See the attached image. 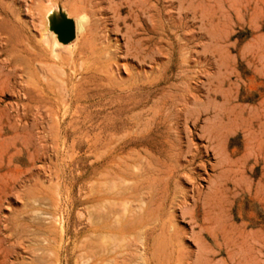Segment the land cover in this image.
<instances>
[{"label":"rangeland","instance_id":"1","mask_svg":"<svg viewBox=\"0 0 264 264\" xmlns=\"http://www.w3.org/2000/svg\"><path fill=\"white\" fill-rule=\"evenodd\" d=\"M95 259L264 264V0H0V264Z\"/></svg>","mask_w":264,"mask_h":264},{"label":"bare ground","instance_id":"2","mask_svg":"<svg viewBox=\"0 0 264 264\" xmlns=\"http://www.w3.org/2000/svg\"><path fill=\"white\" fill-rule=\"evenodd\" d=\"M85 14V13H84ZM83 13L77 17V25L78 26V31H80L83 35V42L80 44V46H83V45H86L85 49H83V51H81L80 53H77L76 55L73 56V61H76L78 58L84 56L86 53L92 51V52H96V50L98 49L97 47L98 44H96L99 40V35H98V27H93V25H95V23L93 22H88L86 20V16L84 15ZM88 17V16H87ZM88 20V19H87ZM88 22V24H87ZM55 36V34H54ZM57 37V38H56ZM55 41L50 44V37L47 36L44 38V42L47 43L48 45L51 46V49L53 51V53L55 54L54 57H59V47L60 46H63L64 44L61 43L59 40H58V36H55ZM98 52V51H97ZM95 55V54H94ZM60 58V57H59ZM150 154V153H149ZM149 167V166H148ZM149 169V168H148ZM128 171V170H127ZM144 178V177H143ZM142 181V180H141ZM151 188V187H150ZM144 190V189H143ZM153 192V191H152ZM142 197V195H141ZM126 206V205H125ZM141 206V205H140ZM141 208V207H139ZM146 216V215H145ZM142 217V216H141ZM144 231V230H143ZM171 240V239H170ZM172 241V240H171ZM120 247V245H119ZM123 250V249H122ZM129 252V251H128ZM96 258V257H95ZM98 259V258H97ZM95 259V264H97L98 260ZM125 259V258H124Z\"/></svg>","mask_w":264,"mask_h":264},{"label":"water","instance_id":"3","mask_svg":"<svg viewBox=\"0 0 264 264\" xmlns=\"http://www.w3.org/2000/svg\"><path fill=\"white\" fill-rule=\"evenodd\" d=\"M50 29L57 34L60 42L68 44L77 36L75 19L63 12H59L50 20Z\"/></svg>","mask_w":264,"mask_h":264}]
</instances>
